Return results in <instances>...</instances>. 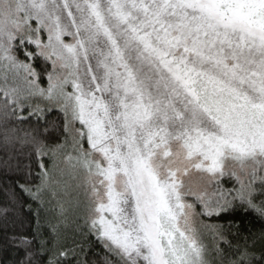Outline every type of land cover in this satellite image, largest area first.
<instances>
[{
    "label": "snow or ice",
    "instance_id": "1",
    "mask_svg": "<svg viewBox=\"0 0 264 264\" xmlns=\"http://www.w3.org/2000/svg\"><path fill=\"white\" fill-rule=\"evenodd\" d=\"M0 147L12 264H264V0H0Z\"/></svg>",
    "mask_w": 264,
    "mask_h": 264
},
{
    "label": "trees",
    "instance_id": "2",
    "mask_svg": "<svg viewBox=\"0 0 264 264\" xmlns=\"http://www.w3.org/2000/svg\"><path fill=\"white\" fill-rule=\"evenodd\" d=\"M19 147V146H17ZM7 159L2 147H0V208H11L12 203L10 200V188H14L16 192H19L18 188H15L13 185V181L16 179H20L18 174L10 169L6 164L5 160ZM11 163H15V161H11ZM21 183L23 180L21 179ZM23 196V193H21ZM26 199V197H25ZM230 219H234L236 222L240 224V231L243 236L248 237L250 233L255 234L257 238V249L259 248V236L262 230H264V217L259 216L258 213L254 211H249L247 214L243 213V210H240L235 217H230ZM4 218L0 216V225H3ZM208 223H225V221H215L209 220ZM233 232L236 231L235 228L232 229ZM231 238V237H230ZM243 241H241L242 243ZM251 243V239L249 240ZM205 243L211 246L212 241L210 236L205 233ZM235 243V241H234ZM4 244V232L2 227H0V262H6V264H12V262L20 259L22 257V252L17 254L12 248L3 249ZM223 247V245H221ZM97 249H93L96 251ZM89 259H94V257L89 256Z\"/></svg>",
    "mask_w": 264,
    "mask_h": 264
}]
</instances>
